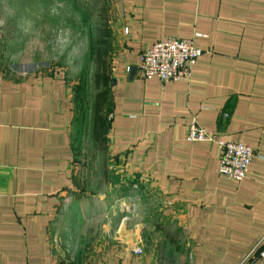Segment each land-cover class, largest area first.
Here are the masks:
<instances>
[{
    "label": "crops",
    "instance_id": "crops-1",
    "mask_svg": "<svg viewBox=\"0 0 264 264\" xmlns=\"http://www.w3.org/2000/svg\"><path fill=\"white\" fill-rule=\"evenodd\" d=\"M106 3L108 151L138 179L145 217L99 234L84 216L94 205L83 202L65 76L0 59V264H264V0ZM171 37L203 50L191 78L143 79L140 54ZM194 118L253 148L244 180L221 174L216 143L187 139Z\"/></svg>",
    "mask_w": 264,
    "mask_h": 264
},
{
    "label": "rangeland",
    "instance_id": "rangeland-1",
    "mask_svg": "<svg viewBox=\"0 0 264 264\" xmlns=\"http://www.w3.org/2000/svg\"><path fill=\"white\" fill-rule=\"evenodd\" d=\"M106 5V0H0L3 68L62 74L79 103L72 109V140L83 175L81 187L88 193L83 202L94 205L84 216L95 219L100 235L107 222L118 234L128 232V220L145 217L146 212L138 179L114 170L109 151L92 137L91 105L97 90L91 43L107 17Z\"/></svg>",
    "mask_w": 264,
    "mask_h": 264
},
{
    "label": "built area",
    "instance_id": "built-area-1",
    "mask_svg": "<svg viewBox=\"0 0 264 264\" xmlns=\"http://www.w3.org/2000/svg\"><path fill=\"white\" fill-rule=\"evenodd\" d=\"M202 54L203 50L198 48L192 39L171 37L157 41L140 54V76L145 80L190 79L193 66ZM187 139L191 142L216 143L221 150V174L236 181L247 177L254 157L252 147L221 138L216 131L202 127L195 118L189 125ZM259 257L264 258V248L259 250Z\"/></svg>",
    "mask_w": 264,
    "mask_h": 264
},
{
    "label": "trees",
    "instance_id": "trees-1",
    "mask_svg": "<svg viewBox=\"0 0 264 264\" xmlns=\"http://www.w3.org/2000/svg\"><path fill=\"white\" fill-rule=\"evenodd\" d=\"M100 26V31L96 37L92 38L91 58L95 66L94 87L97 93L91 105L92 115V137L93 141L108 151V133L111 127L112 117L110 111V89L113 84L111 74V64L108 62V56L111 52L110 38L112 36L107 27V18Z\"/></svg>",
    "mask_w": 264,
    "mask_h": 264
},
{
    "label": "water",
    "instance_id": "water-1",
    "mask_svg": "<svg viewBox=\"0 0 264 264\" xmlns=\"http://www.w3.org/2000/svg\"><path fill=\"white\" fill-rule=\"evenodd\" d=\"M136 70H137L136 68H134V69L132 70V72H131V76H132V77L134 76Z\"/></svg>",
    "mask_w": 264,
    "mask_h": 264
}]
</instances>
